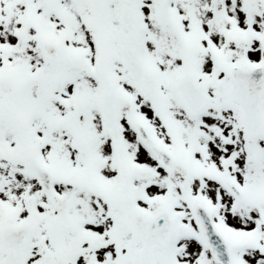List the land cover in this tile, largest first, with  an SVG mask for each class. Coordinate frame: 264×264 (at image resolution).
<instances>
[{
	"label": "snow or ice",
	"instance_id": "6c2138e0",
	"mask_svg": "<svg viewBox=\"0 0 264 264\" xmlns=\"http://www.w3.org/2000/svg\"><path fill=\"white\" fill-rule=\"evenodd\" d=\"M0 264H264V0H0Z\"/></svg>",
	"mask_w": 264,
	"mask_h": 264
}]
</instances>
